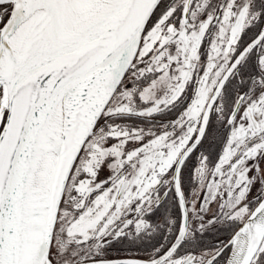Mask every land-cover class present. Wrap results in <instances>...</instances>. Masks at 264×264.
<instances>
[{
  "label": "snow or ice",
  "instance_id": "snow-or-ice-1",
  "mask_svg": "<svg viewBox=\"0 0 264 264\" xmlns=\"http://www.w3.org/2000/svg\"><path fill=\"white\" fill-rule=\"evenodd\" d=\"M0 264H264V0H0Z\"/></svg>",
  "mask_w": 264,
  "mask_h": 264
},
{
  "label": "flooded vegetation",
  "instance_id": "flooded-vegetation-1",
  "mask_svg": "<svg viewBox=\"0 0 264 264\" xmlns=\"http://www.w3.org/2000/svg\"><path fill=\"white\" fill-rule=\"evenodd\" d=\"M221 236H223V234H221ZM214 237H212V236H208V237H205L204 238V242L205 243H207V242H210L212 239H213ZM125 253H117V252H115V251H113L112 253H111V255H124Z\"/></svg>",
  "mask_w": 264,
  "mask_h": 264
}]
</instances>
